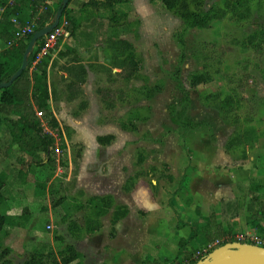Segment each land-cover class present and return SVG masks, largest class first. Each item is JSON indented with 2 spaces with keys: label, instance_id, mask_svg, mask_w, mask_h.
<instances>
[{
  "label": "rangeland",
  "instance_id": "1",
  "mask_svg": "<svg viewBox=\"0 0 264 264\" xmlns=\"http://www.w3.org/2000/svg\"><path fill=\"white\" fill-rule=\"evenodd\" d=\"M14 1L6 0L9 4ZM57 2L42 0L32 16L34 2L16 0L15 28L30 23L34 30L40 15L45 18L43 27L50 25ZM70 3L81 6L84 2ZM70 3L68 8L73 10ZM223 3L203 0L205 8ZM117 6L115 25L109 22L110 11L100 6L82 12L83 28L90 18H95L92 25L103 22L101 38L82 45L75 33L57 45L61 60L64 52L77 49L83 61L93 63L83 85L86 94L63 101L61 106L56 102L58 107L54 101L48 102L59 122L75 129L57 136L50 154L19 150L21 154L15 151L8 158L11 161L0 163V171L8 173L1 209L12 217V226L5 227L0 245L10 248L12 264H22L35 251L57 254L67 244L80 253L82 264H147L152 252L161 247L147 232L159 216L153 215L148 205L158 203L170 216V209L185 213L197 190L208 193L209 180L222 179L240 198L258 189L260 203L264 201L262 178L261 188L252 185L257 179L254 172L264 174V33L259 35L264 28V0H245L242 15L228 13L205 27L185 31L181 19L160 0H129ZM252 35L256 38L250 44ZM117 36L132 42L138 57L137 71L128 79L119 68H111L102 49L105 37ZM0 41L2 47L5 42ZM45 56L47 59L48 54ZM202 70L208 71L212 80L191 86L189 75ZM63 79L54 83L60 97H65ZM215 93L218 98L210 97ZM227 95L234 100L229 111L218 107ZM82 99L86 100L84 108L79 105ZM248 126L254 128L251 144L228 146L235 131ZM74 130H80L78 136ZM100 134L112 138L101 145L95 142ZM10 138L4 121L0 125L1 155H5ZM192 159L196 163L208 160L216 171L195 173ZM232 159L257 164H220ZM244 169L252 175H244ZM219 170L225 173L219 175ZM247 182L252 190L245 189ZM90 197H103L98 205L108 201L111 206L93 213L87 208ZM127 202L131 205L129 215L117 226L120 219L113 220L112 208ZM87 220L97 229L90 231ZM253 228L247 233L223 232V236H264L263 230ZM165 248L172 250L173 244L167 241ZM196 251L190 252L194 256ZM174 256L167 252L159 261L167 264ZM186 261L180 255L176 264Z\"/></svg>",
  "mask_w": 264,
  "mask_h": 264
},
{
  "label": "trees",
  "instance_id": "2",
  "mask_svg": "<svg viewBox=\"0 0 264 264\" xmlns=\"http://www.w3.org/2000/svg\"><path fill=\"white\" fill-rule=\"evenodd\" d=\"M42 0H37L34 6H32V16L37 14L38 4ZM62 1L58 0L56 3L57 8L62 7ZM69 0L66 6L62 9V14L59 18L57 26L62 20L67 21V29L71 35L78 33L85 40L95 39L92 37L95 33L92 30L104 26L103 22H98L96 25L93 24V20L89 22V26H92V30H78L80 27V19L76 17L72 10L68 8ZM129 0H87L83 6H93L95 9L102 7L110 11L108 17L111 25H115L118 21V14L115 10V5L119 3H125ZM162 5L172 11L177 17H179L183 24V31L193 27H205L213 21H219L225 17L228 13H234L242 15V8L245 0H224V3L220 7H208L205 8L203 0H160ZM0 5H3V11L0 17V39L7 45L5 48L0 50V82H5L19 68L23 53L28 45V42L32 35L45 25L44 16H38L36 25L34 26L33 32L30 34L15 39L14 31L16 30L15 25L9 20L10 16L18 15V9L16 2L9 4L6 0H0ZM47 7V6H45ZM123 14V13H122ZM96 26V28H94ZM99 32V31H98ZM264 28L260 30V36L262 37ZM104 33L102 34V36ZM256 38L255 35L249 37V43L251 44ZM45 36L39 38L35 42V48L27 56V66L22 73L14 79L9 86L0 88V125L4 123L7 125L10 133V144L7 146L9 151L12 143L16 144L20 151L25 153L44 151L48 154L54 152L56 137H61L67 131H70V127L63 125L59 122V118L49 108L48 102L55 100L56 88L53 82H50L47 77V63L46 59L40 57L37 58V54L40 51ZM102 49L106 52L108 58V64L111 68H119L120 73L123 71V76L128 79L134 75L138 67V57L135 53V48L132 42L120 38V37H105L101 42ZM91 65L90 67H92ZM66 72V78L63 79L64 83V95L67 101H73L79 96L84 94L83 85L87 77V68L81 62V59L74 55L67 61L61 68ZM212 80L211 74L208 71L202 70L191 73L189 75V83L191 86H195L200 83H206ZM212 98H218L219 94L215 93L210 95ZM234 100L230 96L225 98L218 103V107L221 109H231V104ZM81 107L86 106V100H81ZM229 107V109H228ZM15 115V117H11ZM254 128L248 126L242 131H235L231 136V142H228V146L231 143H246L251 144L252 137L254 134ZM112 138V135H99L96 140L99 144H107ZM255 138V137H254ZM20 159L19 157L17 160ZM50 164H54L53 160L48 161ZM7 174L4 171L0 172V237L5 234V227L12 226V217L6 213V210L1 209V205L4 203V191L3 187L6 185ZM103 197H90L88 198V209L93 213H99L103 209L108 210L111 204L107 201L105 204L101 203L98 205V201L103 202ZM113 220L120 219L128 213V209L125 205H115L112 208ZM252 221L258 225L256 221V215L252 217ZM87 227L90 231L97 229V226L92 224V221L87 220ZM74 225V222L72 223ZM216 225L215 221L212 220L210 225L207 227V234L210 233V229H213ZM219 236V233L215 234V237ZM234 236L225 237L221 240L220 245L228 241H234ZM9 247H1L0 245V264H12L10 257ZM180 255L183 259L187 260V264H194L197 260L205 257L198 256L193 257L190 251L185 250L184 240H179V250L167 264H176ZM192 255V256H191ZM80 253L70 244L65 245L63 251L54 253L53 251L43 252L35 251L31 253L26 259L23 260L22 264H82L79 260ZM178 263V262H177ZM147 264H162L156 260L147 262ZM165 264V263H163Z\"/></svg>",
  "mask_w": 264,
  "mask_h": 264
},
{
  "label": "crops",
  "instance_id": "3",
  "mask_svg": "<svg viewBox=\"0 0 264 264\" xmlns=\"http://www.w3.org/2000/svg\"><path fill=\"white\" fill-rule=\"evenodd\" d=\"M10 1L12 0H8V2ZM29 1L31 2V0ZM85 1L83 0L84 3ZM14 2H16V0ZM32 2L35 3L37 2V0H32ZM84 3H81V6L79 4L73 5V3H70V6H69L70 8L73 9L72 10L73 14L75 16L77 14L76 17H78L79 19H81L82 17L81 15L84 9L87 7H91V6H83ZM119 4H122V3H119ZM117 5L115 6V8L118 7ZM81 7H83V10H80L82 9ZM3 9H4L3 7H0V17H1V13ZM13 16L14 15H12V17ZM12 17L10 16L9 18L10 21H12L13 18H16V17H13V18ZM94 19L95 18H90L89 22L93 20V23H94ZM12 23L14 22L12 21ZM97 23L98 22H96L95 25ZM86 26H89V24L84 25V28L83 26H81V28L79 27L78 30L89 31V30H92L90 28H93L92 26H89V27H86ZM94 28H96V26H94ZM96 30L97 29L92 30V32L95 33L92 37H95L97 40V38L102 37V34L104 33V29L100 27V29L98 30L99 32ZM79 37L81 38L80 42L82 43V45H90V42H92L91 40H95L94 38L91 40H85L84 38L81 37V35H79ZM5 44L3 43V46L0 47V50L7 46V44L6 45ZM58 46H57V49L48 53L47 59L49 61L47 62V77L50 82L55 83L57 80L59 81L62 78H66V72H64L61 68L64 64H66L67 61L69 62V60L74 55H77L81 59V62L87 68V76L89 75L88 70L89 68H91L90 66L93 65V63L91 62L86 63L85 61H83L82 60L83 57L81 53L79 52V50L77 49H71L69 51L64 52L63 54L65 57L64 59L61 60L58 56L59 52H57ZM86 49H87L86 51H88L87 47ZM83 92L84 94H86V91H84V89H83ZM65 98L66 97L59 96V91H57V88H56V98L55 100H51V101H54L55 102L54 105L58 107V104L56 102H59L60 103L59 106H61L63 101H67ZM51 110L54 111V113L58 117V114L56 113V111L54 109H51ZM67 126H69L70 128L72 127L70 131L72 129H75L69 123L67 124ZM74 131L78 136V133H80V130H74ZM100 135H106V134H100ZM95 142H97V140ZM15 151L21 154V152H19L18 146L12 143L9 151L5 152V155L4 154L1 155L0 153V163H3L2 161H7V162L11 161L8 158H11V156L15 154ZM248 160L246 159L245 160L243 159L233 160L232 159L229 162H220V164H223V165L243 164L245 166L250 165V164H257V162H248ZM251 160H253L252 157L250 161ZM195 161H196L195 159H192L191 161V165L194 167L195 173L200 172V174L203 175L205 174V171H210L212 168L211 163L208 160L207 161L198 160L197 163ZM200 165H204L205 167L204 168L202 167L200 169L199 167ZM1 171H4L8 175L5 169H2ZM211 171L213 172L216 171V168H213V170ZM243 171H244L243 172L244 175H249V176L252 175L251 172L248 171L247 169H244ZM217 173L220 175L221 173H225V172H221V170H219ZM228 173L229 172H227L226 174ZM261 175H264V174H261ZM261 175L259 174V171H256L253 173V177L257 178L255 180L256 181L255 184H252L254 185V189L255 187L261 188V182L264 181V178ZM260 178H262L261 182H260ZM209 184L211 188L208 191V193H203L200 190H197L195 192L196 194L193 195L191 206L189 210H187L185 213L170 209V211L173 213V215L170 216L167 210L165 208H161L160 205H158V203L152 204L151 206L148 205L149 211H151L153 215L159 214V216H157L156 221L154 220L155 221L154 224L152 226L151 225L149 226V228L147 229V232L148 234L153 235L155 237V239H153L152 241H155L156 245L157 243L161 245L159 250H157L156 252H152V259L150 261L156 260L159 263H161L159 259H164L165 257H167V252L171 253V255H176L177 251L179 250V240L181 239L184 240L185 250L191 251L192 249L202 248L204 245H206L209 242H212L215 239L225 238L226 236H223V232L224 234L225 232L226 234H228L229 233L228 231H233V232L242 231V232L247 233L249 232L247 230H250L253 227H254L253 229L255 230L264 231V201L260 203L261 194H258L259 193L258 189H255L257 190V192L254 191V193L253 191H250L247 198L244 193L242 195V198H240L238 191L235 192V190H233V187L230 188V186H227V184L222 179L221 180L214 179V181L209 180ZM252 185L250 182H247V184H245V189L252 190L251 188ZM4 187H3V191L5 189ZM145 193H147L146 190H145ZM252 193L256 195L253 196ZM201 198H203V201ZM255 202H259V204L257 203L255 204ZM215 203H217L218 206H215ZM122 205H125L127 207L128 213H129L130 207H131L130 203L127 202V203H123ZM211 205H213V207ZM191 208H193L194 211L190 210ZM191 211H193V213H191ZM128 213L124 217L120 218V220L117 221V226L118 224L123 223L126 220V217L129 215ZM254 215H256V221L258 222L259 227L257 226L255 222L252 221V217ZM212 220L215 221L216 225L214 226L213 229H210V233L207 234L206 232L208 229L207 227L210 225ZM208 232H209V229H208ZM216 233H219V236L215 237ZM127 235L129 234L127 233ZM167 241H170V243L173 244L172 250H166L165 245ZM127 256L129 258L128 254Z\"/></svg>",
  "mask_w": 264,
  "mask_h": 264
},
{
  "label": "water",
  "instance_id": "4",
  "mask_svg": "<svg viewBox=\"0 0 264 264\" xmlns=\"http://www.w3.org/2000/svg\"><path fill=\"white\" fill-rule=\"evenodd\" d=\"M69 0L62 1V7L58 8L55 20L48 26L37 30L30 38L23 53L22 62L16 72L8 81L0 82V88L9 86L27 66V56L31 52L35 42L52 31L58 24L62 9ZM194 264H264V246L237 241L225 242L212 249L205 257L197 260Z\"/></svg>",
  "mask_w": 264,
  "mask_h": 264
},
{
  "label": "built area",
  "instance_id": "5",
  "mask_svg": "<svg viewBox=\"0 0 264 264\" xmlns=\"http://www.w3.org/2000/svg\"><path fill=\"white\" fill-rule=\"evenodd\" d=\"M12 21L16 23L17 19L13 18ZM66 26L67 21L63 20L58 26H56L52 31L45 35L44 43L40 51L38 52L36 59H39L45 54H48L51 51L57 49L58 43L70 36V33ZM31 32H33V26L28 23L23 26H18L17 29L14 31V37L15 39H19L30 34ZM11 43L12 41L8 42L7 45H10ZM221 240L222 239H215L212 242H209L204 245L202 248L197 249L193 257L206 256L212 249L220 245ZM234 241L264 246V236H260L258 234L235 235Z\"/></svg>",
  "mask_w": 264,
  "mask_h": 264
}]
</instances>
